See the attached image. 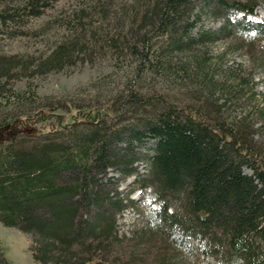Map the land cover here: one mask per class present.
<instances>
[{
  "label": "trees",
  "instance_id": "trees-1",
  "mask_svg": "<svg viewBox=\"0 0 264 264\" xmlns=\"http://www.w3.org/2000/svg\"><path fill=\"white\" fill-rule=\"evenodd\" d=\"M62 1L68 9L41 28L25 31L32 19ZM256 4L0 0V35L38 37L53 29L59 35L47 54L0 53V98L6 104L29 97V91L13 87L25 78L106 60L129 69L123 88L114 90L110 106L99 118L90 116L27 139L22 135L29 133L19 129L23 126L19 118L28 113L1 117L0 223L28 236L35 263L109 264L117 239L116 214L126 207L117 198L119 184L133 178L140 189H152L160 204L161 223L153 221L165 233L167 251L172 250L161 264L178 261L190 251L192 241L206 255H214L217 264H264V151L250 140V127L224 116L211 117L204 107L173 104L156 89L172 77L191 76L186 65L172 62L174 52L197 42L229 38L236 31L264 35V25H242ZM203 13L212 18L223 15L222 27L195 38L192 32ZM238 14L243 21L235 20ZM196 66L192 81L213 89V100L220 94L223 107L227 103L223 96H231L233 86L218 84L212 72ZM167 228L181 237L172 239ZM5 252L0 242V264H13Z\"/></svg>",
  "mask_w": 264,
  "mask_h": 264
},
{
  "label": "rangeland",
  "instance_id": "rangeland-1",
  "mask_svg": "<svg viewBox=\"0 0 264 264\" xmlns=\"http://www.w3.org/2000/svg\"><path fill=\"white\" fill-rule=\"evenodd\" d=\"M255 1V12L248 15L242 25L249 22L251 25L263 27L264 0ZM68 8L66 1L59 2L55 9L47 10L43 17L32 19L25 31L41 28L48 19L59 14L60 10ZM223 18V15L212 18L203 13L192 32L194 37L197 38L200 32L209 34L219 30ZM235 20L243 21L241 14L235 16ZM58 38L55 29L38 37L10 38L1 34L0 53L10 56L32 54L37 57L47 54ZM171 58L174 63L186 65L191 76L177 79L172 77L162 84L157 82L156 89L167 95L173 104L204 107L211 117L224 116L228 121L237 122L242 127H250V140L257 150L264 151V35L256 36L254 33L236 31L229 38L197 42L184 52H174ZM197 64L202 65L203 72H212L218 84L227 83L233 86L232 95L223 96L227 100L223 107L221 105L224 100L219 98L220 94H215L217 100L214 101L210 95L213 89L196 86L192 81V78L197 76ZM111 72L115 74L113 77L104 78ZM128 72L129 69L116 67L106 60L65 68L43 78H25L15 82L13 87L16 91H29L27 95L31 100L27 96L25 100L10 105L0 98V120L8 113H28L29 115L19 118L23 124L19 129L27 128L24 132L28 131L30 136L21 135L29 139L78 123L90 116L96 115L99 118L104 109L110 106V98L115 95L114 90L123 88V78ZM242 81V92L238 93L239 89H236L240 88ZM109 90L114 93L110 94ZM36 109L40 110L33 111ZM145 169L143 164L141 170ZM119 187L120 194L117 198L122 201V207H126L123 212L116 214L117 239L110 248L107 258L109 264H161L164 259L170 258L172 250L167 251L165 233L163 234L153 221L156 218V222L161 223V220L157 219L160 204L154 191L150 188L140 189L139 184L133 182V178L120 182ZM167 232L175 240L182 235L175 234L173 229L167 228ZM0 242L6 248V258L13 264H37L33 261L29 249L31 241L20 230L0 223ZM191 244L190 251L184 256L181 255L178 261H165V264L219 262L214 255L203 253V248L198 247L196 242L192 241ZM80 254L87 256L86 252Z\"/></svg>",
  "mask_w": 264,
  "mask_h": 264
}]
</instances>
